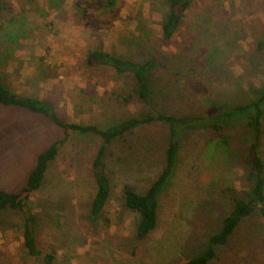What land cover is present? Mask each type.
Segmentation results:
<instances>
[{"label":"rangeland","instance_id":"rangeland-1","mask_svg":"<svg viewBox=\"0 0 264 264\" xmlns=\"http://www.w3.org/2000/svg\"><path fill=\"white\" fill-rule=\"evenodd\" d=\"M102 1L0 0L5 4L0 24L22 36L9 44L13 53L0 58L2 83L49 100L67 121L100 126L146 109L128 74L84 65L93 48L156 60L155 75L164 87L157 99L167 112H198L209 100L239 102L250 87L264 83V56L256 47L264 40V0H193L169 40L161 34L165 0H119L111 11L101 8ZM246 134L238 123L181 134L175 175L159 198L158 225L138 237V216L122 205V186L143 191L159 172L164 124L141 125L109 146L110 198L102 215L93 217L92 161L101 140L0 104V190L19 192L37 154L59 140L41 188L26 200L39 247L55 254L51 264H180L205 247L229 210L233 191L247 190L241 162ZM213 141L226 151L207 154ZM22 227L19 210L0 212V264H46L26 253ZM216 254L209 264H264L261 218L243 219Z\"/></svg>","mask_w":264,"mask_h":264},{"label":"trees","instance_id":"trees-1","mask_svg":"<svg viewBox=\"0 0 264 264\" xmlns=\"http://www.w3.org/2000/svg\"><path fill=\"white\" fill-rule=\"evenodd\" d=\"M192 1L165 0L167 13L161 24L163 39L169 40L174 36L184 11ZM118 2L119 0H103L101 8L111 11L116 8ZM0 9L2 11L5 9L3 2H0ZM18 33H20L19 29L10 30L0 24V58L4 59L3 55L6 52L13 53L9 44L17 43V40L22 38ZM256 47L264 56V40L257 42ZM84 65L86 67L102 65L114 69L116 75L128 74L133 79L135 94L146 110L107 126L91 122L67 121L55 110L49 100L13 92L2 83L1 78L0 104L21 107L46 117L59 128L78 134L97 136L101 140V145L92 161L95 191L89 212L93 217L102 215L110 198L111 180L106 171L105 161L108 148L124 134L141 125L154 122L162 123L167 127V141L163 147L161 169L156 176L143 191H139L135 185L129 183H124L122 186V205L129 211L137 213L135 233L138 237H144L158 225L159 198L175 175L179 162L181 134L198 128L220 131L226 124L238 123L247 132V139H244L246 151L241 162L245 167L248 188L243 193L233 191L231 206L221 218L218 228L208 236L205 247L180 264H209L216 258L217 248L228 244L240 222L253 214L261 218L264 227V83L258 88L250 87L249 95L239 102L230 103L224 99L209 100L210 103L205 109L198 112H167L158 103L164 87L160 86L159 78L155 75L159 67L156 60L151 58L134 60L125 54L93 48L86 53ZM60 142L58 140L50 143L37 154L35 164L19 192L0 190V212L16 209L23 214V247L28 255L42 258L46 264L54 261L55 254L44 252L39 247L35 230L36 218L29 210L26 200L30 193L41 188L49 164L57 155ZM214 144L213 141L209 151H206L207 154L212 150L226 151L221 141H218L217 147L213 149L212 147L216 146Z\"/></svg>","mask_w":264,"mask_h":264}]
</instances>
